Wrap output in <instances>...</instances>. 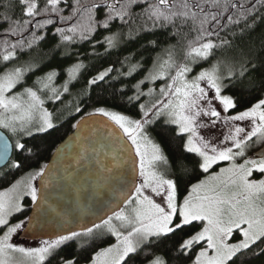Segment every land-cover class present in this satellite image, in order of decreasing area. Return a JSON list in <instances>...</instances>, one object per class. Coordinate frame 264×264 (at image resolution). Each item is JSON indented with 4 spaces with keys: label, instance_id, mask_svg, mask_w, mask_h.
Wrapping results in <instances>:
<instances>
[{
    "label": "snow or ice",
    "instance_id": "6c2138e0",
    "mask_svg": "<svg viewBox=\"0 0 264 264\" xmlns=\"http://www.w3.org/2000/svg\"><path fill=\"white\" fill-rule=\"evenodd\" d=\"M262 24L264 0H0V264L264 256ZM81 44L127 54L86 75Z\"/></svg>",
    "mask_w": 264,
    "mask_h": 264
},
{
    "label": "trees",
    "instance_id": "16d2710c",
    "mask_svg": "<svg viewBox=\"0 0 264 264\" xmlns=\"http://www.w3.org/2000/svg\"><path fill=\"white\" fill-rule=\"evenodd\" d=\"M98 15H99V13H98ZM262 29H264V24H262L260 26V28L257 30L256 36L254 38L259 36V33H260V31ZM101 31H103V30H101ZM54 43H55V41L52 40L51 43L48 46L45 47V51H47L48 47H51V45L54 44ZM173 43H174V41H173ZM72 49L74 51H79L81 53V59H83L84 62L89 65L88 73H86V75H89V74L90 75H94L97 70H102V68L108 67V66H114V67L118 68L119 67L118 61L120 59H123V55L127 54L126 51L121 52V51L114 50L111 55H103L104 49L101 46L97 45V50L102 55L98 56V57H94L92 59H88L87 56L85 55V52L91 53L92 49H91L90 46H88L86 44L73 45ZM157 51H159V49H157ZM58 52H59V50H58ZM155 55H156V52H153L151 54V56H155ZM151 56L148 57L149 64H150V61H151ZM49 62L53 65V67H56L57 70H61L62 68H67L68 66H70V64L75 62V60H74V56H73L72 59H69L68 57H64V56H61V55L57 54L55 56V59L52 60V61H49ZM257 76L258 77H262V76H264V74L257 73ZM34 78L35 77H33V79ZM83 83H84V80L81 79L80 84H83ZM246 84H247V82H246ZM79 90H80V88H79V85H78L76 88L73 89V94L77 93ZM234 111L235 110H233V112ZM62 134L63 133H61V135ZM164 147L167 148V146H164ZM172 147L175 148L176 144L173 143ZM189 166H191V165H189ZM200 178H203V177L201 176ZM193 182H195V181H193ZM253 264H264V256H261V257L255 259L253 261Z\"/></svg>",
    "mask_w": 264,
    "mask_h": 264
},
{
    "label": "rangeland",
    "instance_id": "374dc122",
    "mask_svg": "<svg viewBox=\"0 0 264 264\" xmlns=\"http://www.w3.org/2000/svg\"><path fill=\"white\" fill-rule=\"evenodd\" d=\"M67 99H71V97H68ZM213 132L215 131V129L212 130ZM21 234V233H20ZM18 234L16 237L13 238L14 242L25 245V246H29V245H35L37 243V241H23L19 239V235Z\"/></svg>",
    "mask_w": 264,
    "mask_h": 264
},
{
    "label": "water",
    "instance_id": "95a60500",
    "mask_svg": "<svg viewBox=\"0 0 264 264\" xmlns=\"http://www.w3.org/2000/svg\"><path fill=\"white\" fill-rule=\"evenodd\" d=\"M19 239L23 241H35V240L27 239L23 233L20 234Z\"/></svg>",
    "mask_w": 264,
    "mask_h": 264
},
{
    "label": "flooded vegetation",
    "instance_id": "af4514ba",
    "mask_svg": "<svg viewBox=\"0 0 264 264\" xmlns=\"http://www.w3.org/2000/svg\"><path fill=\"white\" fill-rule=\"evenodd\" d=\"M20 236V235H19Z\"/></svg>",
    "mask_w": 264,
    "mask_h": 264
}]
</instances>
